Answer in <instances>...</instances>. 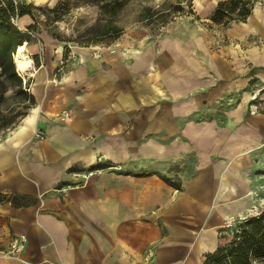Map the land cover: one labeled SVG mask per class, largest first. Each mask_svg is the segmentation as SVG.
Listing matches in <instances>:
<instances>
[{"label":"crops","instance_id":"0c3cea01","mask_svg":"<svg viewBox=\"0 0 264 264\" xmlns=\"http://www.w3.org/2000/svg\"><path fill=\"white\" fill-rule=\"evenodd\" d=\"M200 1L204 18L159 36L27 42L35 104L0 138V192L20 197L0 204V242L27 243L0 264H145L148 249L203 264L264 209V0L228 27L209 17L221 0Z\"/></svg>","mask_w":264,"mask_h":264},{"label":"rangeland","instance_id":"374dc122","mask_svg":"<svg viewBox=\"0 0 264 264\" xmlns=\"http://www.w3.org/2000/svg\"><path fill=\"white\" fill-rule=\"evenodd\" d=\"M24 1L32 4L35 16L31 18V24L35 25V29L31 31L37 33L40 39V42H38L34 37H31V42L42 45L46 39L50 38L59 43L64 53L69 51V46L74 44L85 47H105L126 36L128 38L159 36L163 33L162 31L180 29L183 26V22L187 21L188 18L193 21L197 17L204 18V15L209 11L207 7L203 8V3L200 0H123V4L117 3V0ZM59 3L62 4L61 9L63 10L55 11V14H52L50 9ZM178 6L183 9L178 11L176 9ZM190 10L193 13H190ZM212 12L213 10H211L209 17ZM61 13L62 15L60 16ZM56 16L59 17L56 18ZM15 23L17 24V20ZM27 26L23 29L19 28L27 31ZM112 26H117V28L121 29L117 38H114L117 34L111 31ZM225 42L226 36L220 34V38L213 45L219 48ZM27 80H29L27 76L26 80L23 78V85ZM18 90V86L15 83L11 81L3 82V79H0V138L15 127L33 106L29 105L28 100L18 93ZM28 90L30 91V81ZM254 95H257L256 102L262 104L258 97L259 95L257 93H254ZM226 100V98H223L221 103L226 104ZM252 102L253 99L251 100ZM251 103L249 104L250 112ZM259 111H262L261 108ZM5 124H10V127L4 128ZM103 160L100 156L97 162L100 164L103 163ZM238 220L237 218L227 223L226 227H229L224 233L227 239L232 236L231 229H233ZM8 245L0 242V252L7 251Z\"/></svg>","mask_w":264,"mask_h":264},{"label":"trees","instance_id":"16d2710c","mask_svg":"<svg viewBox=\"0 0 264 264\" xmlns=\"http://www.w3.org/2000/svg\"><path fill=\"white\" fill-rule=\"evenodd\" d=\"M257 0H223L215 6L210 20L216 24L228 27L232 22L246 21L252 12ZM123 4V0H117ZM62 4L51 8V13L62 11ZM32 4L21 1L17 7L11 0H5V5L0 6V79L3 82H13L18 86V93L22 94L32 106L35 104L33 94L28 90L29 80L23 85V78L19 74L15 62L14 52L17 47L24 42H31L32 38L26 31L21 30L15 23V16L18 19L28 15L35 16ZM61 9V10H60ZM183 9L181 6L176 8ZM190 13H193L190 10ZM62 13L60 14V16ZM59 16H56L58 18ZM28 30H34L35 25L29 24ZM117 38L121 29L112 26ZM5 88V87H4ZM6 91V89H4ZM4 128H9L10 124H5ZM20 197L4 194L0 192V204L11 201L14 204L20 203ZM229 227V226H228ZM228 227L221 230L227 231ZM232 236L219 246L214 252L207 253L203 264H253L264 263V209L257 214L239 219L233 226ZM224 237V235H223ZM1 250V248H0Z\"/></svg>","mask_w":264,"mask_h":264},{"label":"built area","instance_id":"2783aa9c","mask_svg":"<svg viewBox=\"0 0 264 264\" xmlns=\"http://www.w3.org/2000/svg\"><path fill=\"white\" fill-rule=\"evenodd\" d=\"M11 1L17 7L18 3L21 1H24V0H11ZM3 5H5V0H0V6H3ZM16 20H18V16H15L14 21H16ZM26 32L28 34H30L31 37H34L38 42H40V39L37 36V33H34L31 30H27ZM252 99H253V102L251 103V106H250L251 113L260 112L259 109L261 108L260 107L261 104L256 102V100H255V99H257V95H254ZM64 113L66 114V112H64ZM35 136L42 139L44 137L42 130H38L35 133ZM95 172H96V170L89 169V170L80 172L79 175L82 177V179L84 181H86L91 176H93L95 174ZM26 243H27V236L25 234H21V235L13 237L10 241L9 250L0 252V257L19 258V255L24 250ZM154 255H155L154 250L148 249V251L146 252L145 258H144V263L145 264H151Z\"/></svg>","mask_w":264,"mask_h":264},{"label":"bare ground","instance_id":"6f19581e","mask_svg":"<svg viewBox=\"0 0 264 264\" xmlns=\"http://www.w3.org/2000/svg\"><path fill=\"white\" fill-rule=\"evenodd\" d=\"M38 1L48 2L50 0H38ZM26 44H27V42H24L23 44L19 45L13 54L16 68H17L19 74L24 76V77L32 76V74H33V72L30 70V67L33 64L32 63L33 61L30 58V56L26 53ZM24 139H25V137H24Z\"/></svg>","mask_w":264,"mask_h":264}]
</instances>
